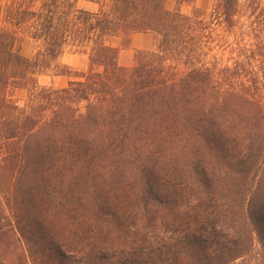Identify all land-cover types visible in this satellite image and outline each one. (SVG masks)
Wrapping results in <instances>:
<instances>
[{
	"label": "trees",
	"instance_id": "16d2710c",
	"mask_svg": "<svg viewBox=\"0 0 264 264\" xmlns=\"http://www.w3.org/2000/svg\"><path fill=\"white\" fill-rule=\"evenodd\" d=\"M78 1L0 0V264H264V5Z\"/></svg>",
	"mask_w": 264,
	"mask_h": 264
},
{
	"label": "rangeland",
	"instance_id": "374dc122",
	"mask_svg": "<svg viewBox=\"0 0 264 264\" xmlns=\"http://www.w3.org/2000/svg\"><path fill=\"white\" fill-rule=\"evenodd\" d=\"M4 1V0H1ZM261 5H264V0H259ZM214 3V0H193L192 3L184 4L181 8L183 14L189 15L192 8H199L204 11H209ZM79 8L87 10H96V6L88 1L79 0L77 3ZM165 6L167 9H172L174 6V0H166ZM253 17L249 14V4L248 0H240V11L237 20V28L242 30V32L247 31L250 26V22ZM38 48V43L32 40L29 36H24L20 46V53L23 56L31 57L34 55ZM61 64H65L72 69V71H84L87 68V55L72 53L71 51H66L60 58ZM52 74L42 75L38 78V83L43 86H54L58 87L59 84L56 82L54 85L52 81ZM15 98L18 100L19 104H22L25 96V90H17L14 92Z\"/></svg>",
	"mask_w": 264,
	"mask_h": 264
},
{
	"label": "crops",
	"instance_id": "0c3cea01",
	"mask_svg": "<svg viewBox=\"0 0 264 264\" xmlns=\"http://www.w3.org/2000/svg\"><path fill=\"white\" fill-rule=\"evenodd\" d=\"M183 5H181L180 10ZM153 48V35L151 33H133L130 37L128 48L120 50L118 54V64L122 67H131L133 65L134 54L136 51H150ZM69 80L70 79L66 76H52L51 82L53 83V85L56 82H58L59 84L58 87L53 86V88H63L67 85V82Z\"/></svg>",
	"mask_w": 264,
	"mask_h": 264
}]
</instances>
